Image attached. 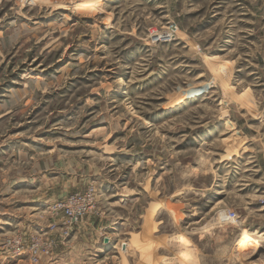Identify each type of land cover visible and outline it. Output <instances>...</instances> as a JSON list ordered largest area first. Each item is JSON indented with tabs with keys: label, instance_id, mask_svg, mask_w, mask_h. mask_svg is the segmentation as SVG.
<instances>
[{
	"label": "rangeland",
	"instance_id": "rangeland-1",
	"mask_svg": "<svg viewBox=\"0 0 264 264\" xmlns=\"http://www.w3.org/2000/svg\"><path fill=\"white\" fill-rule=\"evenodd\" d=\"M0 264H264V0H0Z\"/></svg>",
	"mask_w": 264,
	"mask_h": 264
},
{
	"label": "bare ground",
	"instance_id": "bare-ground-1",
	"mask_svg": "<svg viewBox=\"0 0 264 264\" xmlns=\"http://www.w3.org/2000/svg\"><path fill=\"white\" fill-rule=\"evenodd\" d=\"M221 218H226V214L224 212L221 213ZM260 236V233H251V234H248V233H244V235L242 236V238L240 239V242H239V247H238V252H247L251 251V253H253L254 251L258 250L259 248V240H255L253 239L252 237L253 236ZM182 241L183 242H187V239L186 238H182ZM237 250V249H236ZM250 255V254H248Z\"/></svg>",
	"mask_w": 264,
	"mask_h": 264
},
{
	"label": "built area",
	"instance_id": "built-area-1",
	"mask_svg": "<svg viewBox=\"0 0 264 264\" xmlns=\"http://www.w3.org/2000/svg\"><path fill=\"white\" fill-rule=\"evenodd\" d=\"M68 215H69V217L71 218V220L73 222L76 221L78 219V217H79L78 212L77 211H73V210H69ZM17 253H18V255H22V254H25V251L23 249H19L17 251Z\"/></svg>",
	"mask_w": 264,
	"mask_h": 264
}]
</instances>
